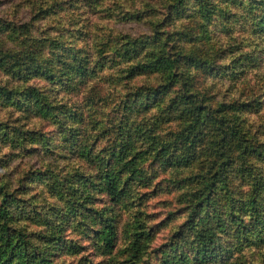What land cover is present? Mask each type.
<instances>
[{"label":"rangeland","instance_id":"obj_1","mask_svg":"<svg viewBox=\"0 0 264 264\" xmlns=\"http://www.w3.org/2000/svg\"><path fill=\"white\" fill-rule=\"evenodd\" d=\"M3 205L52 264H264V0H0Z\"/></svg>","mask_w":264,"mask_h":264},{"label":"trees","instance_id":"obj_2","mask_svg":"<svg viewBox=\"0 0 264 264\" xmlns=\"http://www.w3.org/2000/svg\"><path fill=\"white\" fill-rule=\"evenodd\" d=\"M166 15L172 16V12L167 11ZM164 33L165 35H162L161 31H154L151 39V48L148 49V56H156L158 53L164 51V47H167L165 43L168 37H170L172 31L166 29L164 30ZM118 181V176L113 173H107L104 177L107 193L113 198H117L121 193H124V189L118 185ZM0 217V264H52L48 255L40 257L35 256L30 245L28 232L24 230L22 223L18 226L11 225L7 205L0 207ZM207 235V239L212 237L211 233H208ZM114 238L115 232L113 224L108 222L103 230L105 247L110 248L113 245ZM205 244L206 243L203 244V247H201L199 251L205 249ZM179 264H183V262H180Z\"/></svg>","mask_w":264,"mask_h":264}]
</instances>
